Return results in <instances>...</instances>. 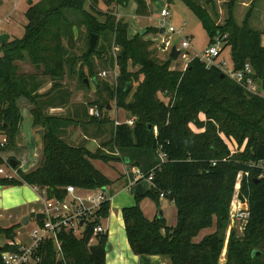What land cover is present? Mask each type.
Wrapping results in <instances>:
<instances>
[{
    "label": "trees",
    "instance_id": "16d2710c",
    "mask_svg": "<svg viewBox=\"0 0 264 264\" xmlns=\"http://www.w3.org/2000/svg\"><path fill=\"white\" fill-rule=\"evenodd\" d=\"M130 1L135 3V15L140 17H147L149 5L158 3L157 0H39L24 14L27 23L23 36L0 44V135L5 139L0 147V166L6 163L1 155L13 149L19 133V100L24 99L32 106L29 112L33 127L42 128L41 160L37 167L24 173L11 157L16 161L13 169L17 177H0V188L31 186L47 200L64 199L67 186L105 191L112 182L91 160L105 163L127 160L130 167L138 168L143 175L139 180L152 174L150 189L134 196L133 206L121 210L126 239L134 255L166 257L168 264H264V179H258L259 171L251 166L264 162V98L230 80L218 65L206 67L196 57L188 61L184 70L171 69L172 59L158 61L152 57L150 43L142 38L143 34L127 38L122 23L98 10L99 5L124 8ZM174 1L165 0L167 4ZM179 1L199 20L209 44L218 38L222 41L221 51L229 46L233 71L242 70L246 64L251 67L252 79L261 90L262 33L249 26V13L238 25L232 7L235 0H229L226 18L217 24L211 0L205 3L210 5L212 14L195 0ZM3 2L0 0V6ZM73 26L84 27L88 37L98 35L103 44L96 48V53L101 60L118 68L114 85L97 84L105 101L97 104L98 110L107 112L114 102L117 109L134 119L132 127L125 124L114 127L108 153L102 150L91 153L82 146L69 145L59 132L65 126L64 121L44 113L47 107L60 105L58 93L62 89L54 83L48 92L38 95L41 84L37 77L17 74L16 63L27 57L40 66L39 75L53 82L61 79L64 68L72 69L76 64V57L63 43L64 39L71 40ZM112 41L119 47L115 58L110 55ZM90 57L91 54L84 55L86 60ZM130 67L137 69L130 71ZM89 72L93 75L91 68ZM133 82L137 83L134 89ZM200 114L204 121L199 120ZM190 125L202 131L193 132ZM223 138L233 140L238 147L244 145V150L230 156ZM160 154L165 156L163 162L158 158ZM238 175L240 198L248 204L249 219L243 237L230 235L226 261L220 263L223 238L219 233L228 220V206ZM160 195L175 206L174 227L167 226L163 217L146 219L139 207L143 198L158 206ZM108 214L107 200L79 237L71 231L58 234L60 256L52 240L42 242L33 257L34 264H105L106 234L94 237L92 245L98 248L93 252L89 251V241L93 228ZM213 217L215 232L193 241L200 231L212 226ZM35 223L42 224L36 219ZM20 226L0 228V239L14 240ZM256 250L261 254L252 257ZM3 251L14 252L16 248L0 247V252Z\"/></svg>",
    "mask_w": 264,
    "mask_h": 264
},
{
    "label": "rangeland",
    "instance_id": "374dc122",
    "mask_svg": "<svg viewBox=\"0 0 264 264\" xmlns=\"http://www.w3.org/2000/svg\"><path fill=\"white\" fill-rule=\"evenodd\" d=\"M39 0H31L28 3V0H4L3 4L0 6V35L7 34L9 35V39H20L24 33V26L26 25V18L24 16L26 10L29 6L37 3ZM158 3L150 4L149 10L150 14L146 18H137L134 17V10L135 3L133 1L129 2V6L127 7H115V6H103L99 5L98 10L101 13H107L109 16L115 18L116 23L127 24V27L124 28L126 31L127 38L131 39L133 36L138 35L140 32H143L142 38L150 43L148 49L152 52V57L158 61H164L169 58V50L167 45L176 46V48L180 49V44L184 38H189V47L187 49H182L181 52L185 55V59H181L178 57L176 60H173L170 63L171 69L182 70L185 64L192 59L193 57L197 56L199 53H202L206 47L209 45V39L202 28L201 23L199 20L190 12V10L179 0H175L173 3L167 4L165 0H157ZM198 4L205 7L210 14L211 7L210 5L205 3V0H195ZM214 5V12L217 14L216 23L222 24L224 19L227 15V5L229 0H211ZM253 0H235L232 7H234V17L235 21L238 25L242 24V21L247 13H249V26L254 30H257L261 33H264V0H257L251 4ZM147 3H149L147 1ZM87 7V6H85ZM87 9V8H86ZM162 9H166L169 13V17L166 18V27L169 25L173 27L177 32L170 33V34H159L157 27L160 21V11ZM67 17L69 18V14L66 13ZM99 21H104L103 17H98ZM181 26H183V31L181 32ZM98 36V35H97ZM111 39H115L114 32L111 34ZM261 46L264 49V34L260 37ZM88 41L89 37L86 34L84 27H76L73 26L71 28V40L64 39L63 43L64 46L76 57V64L75 66L70 68H64V72L62 78L59 80H55L53 82L49 77L41 76L40 73V66L36 69V66L30 60L25 57L23 61L17 62V74L20 76H29V75H36L39 83L41 84L40 89L37 91L38 95H42L51 89V84L54 83L58 84L60 89H63L70 94H80L81 95V102L86 104L88 108L97 107L98 105H102L105 103L102 95L97 89V84L101 85L102 83H106L108 85H114L115 80L113 79V67L110 66L107 60H101L99 55L96 53V48L103 44L102 39L98 36L96 40L95 50L91 53V57L86 60L84 55L87 54L88 50ZM112 41L110 46V55L113 57V53L116 55L119 52V47L114 44ZM1 53V52H0ZM70 54V55H71ZM1 55V54H0ZM214 63L216 65H220L222 70L228 71L232 69V62L230 58V48L229 46L225 47L223 51L219 54L217 58L214 59ZM223 63V65H221ZM92 70L93 75L90 74L89 70ZM137 68H129L130 71H134ZM115 70L118 68L116 67ZM103 71L107 72L106 77H101L100 73ZM142 80V76H139V81ZM133 89L136 87L137 83L133 82L132 84ZM257 87L258 93L264 95L262 90H259L258 84L255 83ZM56 89V88H55ZM54 89V90H55ZM167 100V99H165ZM18 106L20 108L24 107H32L28 104L27 101L24 99L19 100ZM98 104V105H97ZM111 107L115 106L114 102L110 103ZM45 113V112H44ZM46 114V113H45ZM48 116V115H47ZM200 121H204V116L200 114L199 116ZM25 127V123L23 124ZM193 132H200L202 128L195 127L193 125L189 126ZM35 129L39 130V126L35 127ZM41 130V129H40ZM42 133V131H41ZM224 142L227 145L229 150L230 156L236 155L241 153L244 150V145L238 147V145L229 139L223 138ZM10 155H14V152L9 150L8 152L4 153V157H7V153ZM40 155V152L38 156ZM10 157V156H9ZM15 157V156H14ZM17 155L15 158H18ZM8 158V157H7ZM252 165V164H251ZM4 170L5 173L11 174L12 171L9 169L8 166L5 164L0 166ZM255 168V167H253ZM257 169V168H256ZM259 172L260 170L257 169ZM258 172V174H259ZM3 177V175H0ZM22 186V185H21ZM18 187V186H16ZM7 188L12 189L10 187H2V192L0 191V195L4 193V191H8ZM28 191L35 195V192L28 188ZM235 193L233 189L231 199ZM4 197H9L4 193ZM13 196V194H10ZM113 196V195H112ZM230 199V202H231ZM4 201V198L2 197ZM229 202V205H230ZM163 209L160 210L164 211L166 214L169 212V208L173 207V202L165 199L163 201ZM166 206V207H165ZM165 208V209H164ZM229 209V206H228ZM8 210V209H7ZM4 209H0V213H2V218L0 219V228L10 227L11 222L6 221L5 213L3 212ZM7 212V211H5ZM110 213V211H109ZM109 217V214H108ZM107 217V218H108ZM168 217V216H167ZM22 220L18 221L21 223ZM17 223V224H18ZM170 223V221H168ZM34 220L33 218L29 221L27 227H20L18 230V234H22L25 232H30L34 227ZM168 226V225H167ZM215 218L213 217V224L210 228L205 229L204 233H213L215 232ZM82 230H79L76 234V237L80 236ZM245 229H238V227L231 223L229 219L226 221L225 226L221 233H219L223 238V248L220 255V263H224L226 261V252H227V244L230 235H234L237 238H241L244 236ZM201 235V234H200ZM199 235V236H200ZM198 236V237H199ZM5 241L4 239H0V244H3ZM255 255L261 254L260 250L255 251ZM252 254V253H251ZM252 256V255H251ZM252 256V257H254Z\"/></svg>",
    "mask_w": 264,
    "mask_h": 264
},
{
    "label": "crops",
    "instance_id": "0c3cea01",
    "mask_svg": "<svg viewBox=\"0 0 264 264\" xmlns=\"http://www.w3.org/2000/svg\"><path fill=\"white\" fill-rule=\"evenodd\" d=\"M135 9L136 6L133 8L134 14ZM134 17L146 18L136 15ZM158 31L160 30L158 29ZM159 34L163 35V33ZM184 67L182 70L186 68ZM58 97L61 99L60 105L47 107L45 113L49 116L57 117L60 122L64 121L65 126L60 127L59 132L69 145L82 146L91 153L97 150L108 153L111 134L116 126L115 122L122 124L125 120L132 118L124 110L117 109L115 106L111 107L110 105V108L106 110L107 112H100L102 116L100 119L92 122L90 118L93 117L89 115L90 108L81 102L80 94H70L62 89V92L58 93ZM29 109L28 106L20 108L21 122L19 124V133L16 137L15 146L11 150L14 152V155H10L11 152L6 154L8 158L4 157L5 154L1 155L4 161L13 157L18 162V169L24 173L35 169L41 160L42 128L39 127L41 130H37L33 127ZM24 123L25 127L23 126ZM39 152L40 155L38 156ZM17 155L19 159L15 158ZM91 163L112 182V185L105 190L110 192L108 195L109 217L100 222L101 226L105 229L107 244L110 245L109 251L105 252V264H168L169 260L166 257L134 255L128 245L122 220L121 210L133 206L135 204L134 196L148 191L151 183L146 179L139 180L140 178L134 173L138 168L130 167L127 160L110 161L107 163L100 160H91ZM12 173L14 175V171ZM14 176L16 177V175ZM10 188L12 189L7 188L8 191H4L9 197H4V193L0 195V209H4L6 221L11 222L12 225H17L18 221L30 216L26 225H22V223L18 224H21L22 227H27L29 221L33 218V226H35V216L33 217V215H36L41 208L42 195L34 187L27 185ZM28 188L33 190L35 195L31 194ZM0 191L2 192V188H0ZM79 193L84 194L85 191L82 190ZM10 194H13V196H10ZM164 200L165 198L163 197L159 198L158 206H156L150 199L143 198L139 202V207L146 219L152 220L161 212L166 224L169 227H174L176 225L175 206L170 207L168 214H166L160 210V208L163 209L164 207ZM2 216V213H0L1 218ZM18 230L17 239L23 243H27L29 241V232L27 231L22 234L20 232L18 234ZM204 231H200L193 241L198 242L204 236L210 234L204 233Z\"/></svg>",
    "mask_w": 264,
    "mask_h": 264
},
{
    "label": "built area",
    "instance_id": "2783aa9c",
    "mask_svg": "<svg viewBox=\"0 0 264 264\" xmlns=\"http://www.w3.org/2000/svg\"><path fill=\"white\" fill-rule=\"evenodd\" d=\"M169 17V13L166 9H162L160 11V21L158 25V29L163 30L164 34L176 33L177 31L171 27H166V18ZM183 26H181L180 31L182 32ZM189 38H184L180 44L179 56L181 59H185V55L181 52L182 49H187L189 47ZM168 50L170 51L171 45H167ZM222 41L218 38H214L213 41L205 48L202 53H199L195 56L200 62H202L206 67L211 65H216L214 63V59L219 56L222 52ZM115 54L113 53V58H115ZM188 63V62H187ZM185 64V67L187 66ZM223 65V63L221 64ZM184 67V68H185ZM221 71L233 82L243 86L248 92L258 95L264 98V95L258 93L257 87L252 79L253 70L251 67L246 64L242 70L233 71L222 70V67L218 65ZM116 64H114L113 69V79L116 80L118 73L115 70ZM107 72L103 71L100 73L101 77H106ZM264 92V91H263ZM89 115L95 119H100L101 113L97 107H92L89 109ZM134 119L125 120L122 124L127 125L128 127L133 126ZM120 123L115 122V125H119ZM5 144V139L3 135H0V147H3ZM161 162L164 161L165 156L160 154L158 156ZM5 165L9 167L11 171H14V175H16V171L10 167L8 164V160H5ZM260 170L258 174V179H264V162L259 161L251 165ZM134 173L138 176V178H143L141 172L136 169ZM0 175H3V178H16L13 173H5L2 168H0ZM247 176L248 174L245 173ZM152 174L146 179L149 182L151 181ZM239 176H237V182L234 186L235 193L231 199L229 209H228V219L231 223L235 224L238 229H245L249 219V207L245 200L240 198L239 193ZM82 190H78L73 186H67L65 188V197L62 200L50 199L47 200L43 197L41 202V208L38 211L39 214H43L44 218L41 220L42 224L37 225L32 228L29 232V241L27 243H23L19 241L17 237L14 240L5 241L3 244H0V247L8 246L11 248H16V251H3L0 252V261L2 264H34L33 257L38 249L39 245L47 240H52L55 251L58 256H60V243L58 241V234L62 231L69 232L71 231L75 236L79 230H84L86 227V223L89 222L92 217H94L96 211L99 209V206L109 200L108 194L104 190H94V191H85L84 194L79 193ZM163 195H160V198ZM37 213V214H38ZM101 222V221H100ZM81 231V232H82ZM81 234V233H80ZM98 234H105V229L99 223L93 228L92 237L89 241V244L92 245L94 242V237Z\"/></svg>",
    "mask_w": 264,
    "mask_h": 264
},
{
    "label": "water",
    "instance_id": "95a60500",
    "mask_svg": "<svg viewBox=\"0 0 264 264\" xmlns=\"http://www.w3.org/2000/svg\"><path fill=\"white\" fill-rule=\"evenodd\" d=\"M31 0H28V3H30ZM123 27L126 28L127 27V24H123ZM163 30L160 29L159 33H162ZM140 34H143V32H140ZM98 36L95 35V34H90L89 36V41H88V50H87V55L91 54L94 50H95V45H96V40H97ZM8 39H9V35L7 34H2L0 35V44H3V43H6L8 42ZM179 56V50L176 49V46H172L171 49H170V52H169V58L172 59V60H176ZM39 68V65L36 66V69ZM261 90L264 91V81L262 82V87H261ZM110 107L108 106L107 109H109ZM16 164V161L10 159L9 160V165L11 168H13ZM158 218H162V214L161 212L158 213L157 215ZM30 216H27V217H24L23 220L21 221L22 225H26L27 224V221L29 220ZM44 216L43 214H36L35 215V219L36 220H43ZM98 246L96 245H90L89 246V251L90 252H93L95 249H97ZM110 249V245L109 244H106L105 247H104V251L105 252H108ZM256 253L253 252L252 253V256H254Z\"/></svg>",
    "mask_w": 264,
    "mask_h": 264
}]
</instances>
